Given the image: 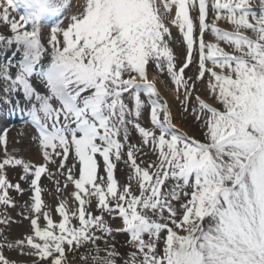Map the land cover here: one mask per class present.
<instances>
[{
	"label": "snow or ice",
	"instance_id": "snow-or-ice-1",
	"mask_svg": "<svg viewBox=\"0 0 264 264\" xmlns=\"http://www.w3.org/2000/svg\"><path fill=\"white\" fill-rule=\"evenodd\" d=\"M0 27V119L30 124L43 159L14 156L0 134V206L17 207L10 190L28 192L18 215L31 229L9 240L0 228V264H69L67 253L81 264H264V0H0ZM150 66L202 139L174 123ZM9 165L27 190L7 179Z\"/></svg>",
	"mask_w": 264,
	"mask_h": 264
},
{
	"label": "rangeland",
	"instance_id": "rangeland-1",
	"mask_svg": "<svg viewBox=\"0 0 264 264\" xmlns=\"http://www.w3.org/2000/svg\"><path fill=\"white\" fill-rule=\"evenodd\" d=\"M82 2H83V0H75L76 5H78ZM77 10H78L77 7L73 6L66 15L70 16L71 14L76 13ZM193 15H195V13H193ZM210 15H211V13H210ZM67 22H68L67 20L64 21L65 25L67 24ZM221 26L224 27L223 23H221ZM0 31L8 33V29L4 28V27H0ZM43 31H44V34L46 36L48 29L45 28ZM172 31H173V34L176 37V41H177V43H174L172 46H173L175 53L178 57V63H180L184 59L185 48H184L183 44L180 42L181 37H180L177 29L173 28ZM206 38L210 39L211 37L209 36ZM45 43H46V40H45ZM150 71L158 74L156 72V69L154 68V66L149 67V72ZM158 75L163 77V79H165V81H166V85L174 90L173 99H174V102L176 105V112H177L176 118L179 119V125L176 124L177 127L180 128L181 130L187 132L189 135L194 136L197 139H202L203 134H202V130H201L200 125L197 124L196 122H194L193 118L190 115H188L186 113H182L178 102L175 100V88H174V85L172 84L170 78L166 74H158ZM186 75L187 76H195L196 75V68L194 66H190L189 69H186ZM197 88H198L199 94L202 97H204L205 99H207L208 93L206 91V85L198 83ZM176 118L174 117V121L176 120ZM19 126L20 127L24 126V128L16 131V133H13V135L10 132H7V133L12 135L11 137L10 136L7 137V140H8V143L6 145L7 151L12 153L16 157L23 158L24 160L29 161L35 165L42 164L43 159H42L41 149L39 147L38 141L34 139V137L36 136L35 129L30 124H21ZM19 126H15V127H19ZM138 141H139V137L137 136V134L133 133L132 142L137 143ZM10 147H13V150ZM30 147L34 148V150H36V153L38 155L37 159L33 158V154H28L26 148H30ZM0 148H2V149H0L1 150L0 151V160H2L4 157L5 146L0 145ZM145 159L154 160L155 156L149 155ZM53 171H55V169H53ZM128 171L129 170L126 167H124L123 165H120L118 167L117 172H116V176H117V178L121 184L127 182ZM5 175H6L7 179L12 184L20 183L21 187L25 190H27L29 188V185L27 183H25L23 180H21L22 169L19 166H16V167H13L10 165L6 166L5 167ZM40 183H41V187L43 189H47V191L43 192V194H42L44 201L54 209V207L57 204V200L55 198V187H54L53 183L50 180H48L46 176H42ZM133 186L135 187L134 182H133ZM70 190L71 189H69V191ZM10 195L15 199V201L17 203V207H15V208L9 207V208L5 209L3 206H0V214H3L6 211L8 213V215H10L15 221H19V223H12L10 225V228H6L4 225H0V228H4L5 234L8 236L9 240H16V239L23 238L25 234H27L31 231L29 221L27 219H23L21 216L18 215V213H20L21 211H24L23 205L25 204V202L30 201L29 200L30 194L28 192H25L24 195H20L16 191L10 190ZM53 218L55 220L59 219L58 215L55 212H53ZM23 223L26 224L27 229L29 231H22V232H20L21 234H15V232L13 231L12 225H21ZM111 223L113 224L114 227H121L122 226V223L119 219L112 220ZM128 239H129L128 236L124 235V234L117 235L115 237L116 246L122 254H127L129 251L132 250L130 248V246H128L126 244ZM101 246L103 247V245H101ZM5 254L10 256L12 259H15V260L23 261V260L29 259V258H20V257L19 258H13V254L17 255V253L16 252H8L7 250H5ZM67 257L69 260V264H75L77 261L80 260L78 254L74 257L72 253H67Z\"/></svg>",
	"mask_w": 264,
	"mask_h": 264
},
{
	"label": "bare ground",
	"instance_id": "bare-ground-1",
	"mask_svg": "<svg viewBox=\"0 0 264 264\" xmlns=\"http://www.w3.org/2000/svg\"><path fill=\"white\" fill-rule=\"evenodd\" d=\"M224 25V24H223ZM226 26V25H224ZM148 75H149V79H152L153 77H156L157 78V87L159 89V91L161 92V95L167 99L169 105L171 106L172 108V111H173V115L174 117L176 118V105H175V102H174V99H173V95H174V90L171 89L169 86L166 85V81L165 79H163V77H161L160 75L150 71L148 72ZM209 102L211 103L212 101L209 100ZM2 121V119H1ZM175 124L179 125V119L176 118V120L174 121ZM1 123V122H0ZM1 126V124H0ZM20 130L19 128H12L10 130L11 133H16V131ZM12 150H13V147H10ZM2 149V148H0ZM28 154H33V158L34 159H37L38 158V155L36 153V150H34V148H26ZM1 151V150H0ZM30 203V201H27ZM12 228H13V231L15 232V234H21L20 232L22 231H29L27 229V226L25 223L21 224V225H12ZM27 258V257H23V256H18L16 254H13V258Z\"/></svg>",
	"mask_w": 264,
	"mask_h": 264
},
{
	"label": "trees",
	"instance_id": "trees-1",
	"mask_svg": "<svg viewBox=\"0 0 264 264\" xmlns=\"http://www.w3.org/2000/svg\"><path fill=\"white\" fill-rule=\"evenodd\" d=\"M75 264H81V261L79 260V261H77Z\"/></svg>",
	"mask_w": 264,
	"mask_h": 264
}]
</instances>
